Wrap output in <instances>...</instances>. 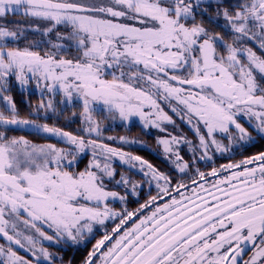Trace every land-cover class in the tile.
Returning a JSON list of instances; mask_svg holds the SVG:
<instances>
[{
	"label": "snow or ice",
	"instance_id": "snow-or-ice-1",
	"mask_svg": "<svg viewBox=\"0 0 264 264\" xmlns=\"http://www.w3.org/2000/svg\"><path fill=\"white\" fill-rule=\"evenodd\" d=\"M201 2L0 0V20L19 15L24 20L16 23L28 25L10 28L0 24V99L7 111H0V127L27 126L69 145L58 148L0 132V239L5 241L0 244V264H33V260L54 264L59 257L44 248L43 242H76L78 237L93 233L95 225L114 218L120 223L112 234L97 241L84 264H264V151L222 165L219 171L213 168L205 173L196 168L195 176L202 183L191 179L194 187L185 196L180 190H188L190 185L177 181L174 196L170 191L173 178L142 157L20 119L12 97L3 95L9 91V77L22 85L30 79L38 86L43 81L52 94L57 88L62 90L69 102L75 94L82 100L83 117L89 125L83 130L97 137L100 129L92 112L98 101L122 120L139 116L146 126L159 128L162 122L172 121L154 97L175 100L199 144L192 148L189 162L174 152L173 146L191 142L170 137L158 143L185 175L198 161H210V151L226 153L230 146L248 147L255 137L240 120L264 139V55L242 45L252 43L264 53V0H239L231 11L218 9L217 17L209 18L227 21L222 26L232 35L231 44L195 22L194 9H199ZM42 24L47 26L42 28ZM59 28L66 29V34ZM25 33L44 37L55 33L58 41L66 43L52 44V51L43 54L32 49L43 50L47 40L30 42L23 49L10 46L27 39ZM218 44L223 52L217 50ZM181 71L187 76L170 75ZM105 75L112 79H104ZM38 108L51 109L53 102L41 101ZM171 110L175 113L178 108ZM217 136L228 140L229 146ZM89 146L94 159L88 169L68 171L65 165L71 166ZM96 148L100 149L99 158ZM197 151L202 155L197 156ZM117 157L132 169L138 165L145 177L143 182L121 177L118 185L130 186L133 195H138L137 188L144 183L151 186L155 182L158 189L156 196L134 212H118L107 203L109 199L125 200L106 191L103 182L113 178L109 162ZM221 172L230 175L211 184L205 179ZM163 195L169 197L168 202L158 204ZM150 206V214L133 221ZM28 232L31 234L26 235ZM17 249H24L32 259L18 255ZM246 251L252 255L243 260Z\"/></svg>",
	"mask_w": 264,
	"mask_h": 264
},
{
	"label": "trees",
	"instance_id": "trees-1",
	"mask_svg": "<svg viewBox=\"0 0 264 264\" xmlns=\"http://www.w3.org/2000/svg\"><path fill=\"white\" fill-rule=\"evenodd\" d=\"M23 20L24 18L19 15L8 16L5 20H0V24H7L10 28L27 27L28 26L27 24L16 23ZM62 31H66V29L59 28V32L61 33ZM25 36L27 37V39L21 40L19 44L10 45V46L19 47L23 49L24 47H27L30 42L47 40L49 41V43L43 45V50L41 48L32 49L33 51H41V54H43L44 50L52 51L51 48L52 44L65 42V41H58L54 33H50L46 37L40 36L39 34L36 33H25ZM74 51L75 50L73 49V53ZM7 87L9 91L4 92L3 95L12 97L13 101L16 104L20 119L33 120L37 124H47L49 127H55L63 130L64 132L85 137L86 132L83 130L84 129L83 105L81 103H74L72 105H62L59 102L58 97H55L52 99V102L54 103L53 108L46 110L39 109L38 105H40L41 101L45 100L43 96L39 95V93L21 89L16 83V81H14L13 79L8 80ZM0 111H5V113L7 114L5 108V102L3 99H0ZM98 115H102V112L98 113ZM174 123H175L174 128L170 129L171 133L174 134L175 136L182 135L183 131L180 130L182 126L178 124L177 121H174ZM138 127H139L138 124L131 125L129 128L120 124L115 128L113 127L106 129L105 136L103 138H100L99 136L94 138V140H96L97 142L98 141L103 142L110 147L121 149L124 152H154V151H149L146 148V146L151 148H157L158 147L157 139H155L154 136H151L143 129L140 130V127L138 129ZM0 132H6V134L10 137L24 136L37 144H47L53 142L58 146L67 145L58 138L38 134L36 132H32L28 130H22L19 128L7 129L4 127H0ZM126 136L129 137L131 140L135 141V143L130 145L125 142H122L120 138L121 137L124 138ZM184 149H186V151L188 152H192L191 146L186 147ZM65 167L75 172L82 171L85 167V162L84 159H82L75 166H68V167L65 166ZM122 175L124 174L120 170L118 173L114 174L110 184L111 188H114L113 187L114 185L115 186L118 185L117 181L121 180ZM115 189L119 191L121 190L124 191L123 192L124 194L127 191V190H123L121 187H115ZM144 191L145 190H142L143 192V194L141 195L142 199L140 201H136L134 204H132L131 202L129 203L128 199H125L122 204L116 202L113 203L112 205L116 206L117 208H120L121 212H123L124 208L129 211L131 208L138 205L141 201H143L145 198L149 196V194L144 195ZM126 195L127 194H125V196ZM103 233L104 232H99L98 234H96V232L92 233L91 234L92 237L90 238V240L86 241V243L78 247H74L73 245L55 247V249H58L56 251V254H58L59 257L58 264H84L85 260L87 259L91 251L92 245H94V242L96 241V238L98 236L100 237ZM55 249L54 246L51 245V250H55Z\"/></svg>",
	"mask_w": 264,
	"mask_h": 264
},
{
	"label": "flooded vegetation",
	"instance_id": "flooded-vegetation-1",
	"mask_svg": "<svg viewBox=\"0 0 264 264\" xmlns=\"http://www.w3.org/2000/svg\"><path fill=\"white\" fill-rule=\"evenodd\" d=\"M239 2V0H220V2H217V0H202L201 2V6L199 9H194V11L196 12V19L195 22L198 24H203L204 27L208 28L212 33H216L219 34L220 36H222L224 38V41L226 43H233V37L232 35L229 33V31L226 29V27H223L222 25H226L227 21H224L223 18L221 17L218 21L213 22V20H210L209 18H216L217 17V10L218 9H222V8H228L229 11H231L232 6L237 4ZM204 10L207 11V14L204 13ZM242 47H251L253 48V50L257 53V55H264V53H261L259 51V49L256 47V45L252 44V43H245L244 45H242ZM217 50L219 52H223L224 49L218 44L217 45ZM194 55H199V53H194ZM241 59L243 60V58L241 57ZM187 74V72L185 71H181V72H174L171 73L172 75H178L181 77H184L183 75L179 74ZM193 91H195V89H193ZM156 100L162 105H166L165 103H167L165 100H163L162 96H156L155 97ZM174 107V105H172ZM177 113V114H176ZM178 113L182 116V118H180L178 115ZM103 114V112H102ZM170 116H172V119L174 121H177L178 124H180L182 127L180 128V130L183 131L182 135H177V137L180 140H185V141H189L191 142L189 143H182L181 146L179 147V155L180 157L183 158L184 161H189L191 162L193 157H192V152H188L186 151V147H196L199 144V140L197 135L194 133L192 127L187 123V117L185 115V113L183 111H180L178 109L177 112L173 113V111L171 110V112H169ZM178 117V118H177ZM241 124L244 125V127L248 128L249 132L255 137V143L251 144L248 147H244L241 146L239 148L235 147V146H230L231 150L230 152H226V153H214L212 151H210L208 153L209 156L212 157V159L210 161L207 160H203V161H198L197 163H195L194 165H192L189 169H187V175L180 173L178 169L175 168V164L173 163L174 161V157L168 153L162 152V149L160 148V144L158 143V141L160 140V138L164 135V134H169V133H163L164 131H162V128H152L147 130L146 128H144L143 126H141L140 123L138 122H132L131 124L128 125H124L125 127L129 128L131 125H135L138 124L140 127V130H144L147 133H149L151 136H154L155 139H157V148H151L146 146V148L149 151H154V152H128L130 155L132 156H140L142 157L144 160L148 161L150 164H152L155 168H157L160 172H163L165 174H167L168 176L173 178V184L170 187V191H172V189L175 188L176 182L177 181H183L184 183H187L190 185L188 190L185 189H181L180 191L184 193L185 196L190 195L191 191L193 189L194 186L191 185V179L195 178L197 179L198 184L202 183V181H199L198 178H196L195 176V169L198 168L201 172H205V173H210L211 170L213 168H216L218 171L221 169L222 165H227V164H232V163H237L240 160L244 159L246 156H252L255 154H258L259 152L264 151V139H261L259 136H257V134L255 132L252 131V129L249 127V125L247 123H245L244 120H240L239 121ZM120 123H116L114 128L119 126ZM163 125V124H162ZM166 124H164L163 128H174L173 126H165ZM138 127V129H139ZM113 128V127H112ZM119 129V128H118ZM203 130V129H202ZM163 134V135H162ZM128 140H131L129 137H124ZM226 141L227 146H229V141L224 139ZM197 156H201L202 153L201 152H196ZM116 166L119 167L117 169V172L122 171L124 175H122L121 177H124L126 179H129L133 182H143L145 180V177L142 176L138 170V165L136 170L128 167L125 164H121L120 162H116ZM146 171V169H145ZM115 173V174H116ZM230 175V173L228 172H221L220 175L218 177H210V176H206L205 179L209 181V184L211 183H215L216 179H223L225 176ZM209 184H204L205 188L209 187ZM115 187H121L123 190H128L125 192L126 197L125 199H128V202L134 204L136 201H140L141 195L143 194L142 190L144 191V195L149 194V196L147 198H145L143 201H141L138 205L134 206L133 208H131L129 211H135L136 209L140 208V205L144 204L146 201L149 200V198L151 196H156L158 193V189L155 187V182H153V184L151 186H149L148 184L144 183L142 187H138L137 188V193L138 195H133L130 192V186H125V185H117V186H113ZM122 191V190H121ZM124 192V191H122ZM172 195H176V193L174 191H172ZM177 199H179V196L176 197ZM169 197L166 195L162 196V199H159L157 201L158 204H162L165 202H168ZM119 204H122L120 202H118ZM115 209L119 212L120 209L117 208L116 206H114ZM125 210V208L123 209V211ZM152 207L150 206L148 209L143 210L142 213L138 214L136 217H133V221L138 222V220L140 218H143V216L150 214V212L152 211ZM120 223L119 218H117L115 221H110V223L106 226V230L105 231H96V234H98L99 232H104L100 237L98 236L96 238V241L94 242V245H92L91 251L93 250V247L96 245L97 241L103 239L105 234H112V230L116 227L117 224ZM132 221L129 222L128 226H131ZM92 237V235H88V237L85 238L84 243H86V241H89L90 238ZM107 243V242H106ZM81 244V245H82ZM72 245V244H70ZM74 246V245H73ZM75 247V246H74ZM78 247V246H77ZM90 251V252H91ZM252 255V251H246L245 255L242 257L243 260H247L249 259V257Z\"/></svg>",
	"mask_w": 264,
	"mask_h": 264
},
{
	"label": "rangeland",
	"instance_id": "rangeland-1",
	"mask_svg": "<svg viewBox=\"0 0 264 264\" xmlns=\"http://www.w3.org/2000/svg\"><path fill=\"white\" fill-rule=\"evenodd\" d=\"M42 28L43 27H46L47 25H40ZM61 34H66V31H62L61 32ZM54 35H55V33H54ZM56 36V35H55ZM60 43V42H59ZM61 43H65V42H61ZM179 74H181V75H183V76H187V74H182V73H179ZM104 79H107V80H111L112 79V76L111 75H105L104 77H103ZM11 79H13L14 81H16V83L18 84V86L21 88V89H24V90H27V91H33V92H37V93H39V95H41V96H43L44 97V102L46 103L48 100H52L53 98H55V97H58V99H59V102L62 104V105H72V104H74V103H81L82 104V100L80 99V98H78L75 94L73 95V98H72V100L69 102V101H67L66 100V98H65V95H64V93L62 92V90H60V89H58L57 88V90H56V92L54 93V94H52V93H50L45 87H44V82L42 81L41 82V84L38 86L37 85V83H36V80L35 79H30L29 81H28V83L27 84H24V85H22L15 77H9V80H11ZM155 98V97H154ZM156 99V98H155ZM162 101H164V99L162 100ZM167 103H165L166 105H164V104H160L158 101H157V103L159 104V106H160V109H162V111L164 112V113H166L167 114V116L168 117H170L171 118V123H169V122H162L161 124H160V127L159 128H162V131H164L163 133H169V134H162L163 136L160 138V140H164V139H170V137H176L178 140H180L177 136H175L174 134H172L171 133V131H170V128H163L164 127V124H166L167 126H173V125H175V123H174V120L172 119V116H170V114H169V112H171V109L172 108H178L179 109V106H178V104H177V102L175 101V100H171V101H166ZM53 105H54V103H53ZM83 105V104H82ZM172 105H174V107L172 106ZM96 110L95 111H93L92 112V119L93 120H95V121H97L98 122V124H99V129H100V138H103L104 136H105V130L106 129H108V128H112V127H114L115 126V124L116 123H120V124H124V125H128V124H131L132 122H138V123H140L141 124V126H143L144 128H146L147 130H149V129H152V128H157V127H155V126H153V125H145V122L143 121V120H141L140 119V117L139 116H132L131 118H129V119H127V120H122L120 117H119V115L118 114H115V113H113V114H109L108 112H107V109H106V106H104L101 102H96V104L93 106ZM145 111H149V109L148 108H145L144 109ZM101 112H103V114L102 115H98V113H101ZM184 112V111H183ZM174 113V112H173ZM185 113V112H184ZM177 114V113H176ZM185 115H186V113H185ZM177 116H179L180 118H182V116L178 113V115ZM186 117H187V115H186ZM187 119H188V117H187ZM83 120H84V117H83ZM163 124V125H162ZM165 125V126H166ZM176 125H177V123H176ZM87 127H89V125L85 122V120H84V129H86ZM204 130H202L201 129V132H203ZM73 135V134H72ZM74 136H77V135H74ZM20 137H24V136H20ZM97 137V135L96 134H92V135H88L87 133H86V135H85V137H83L86 141L87 140H93V141H96V140H94V138H96ZM112 137V136H111ZM25 139H27V140H29V141H31L30 139H28L27 137H24ZM217 139L218 140H220L221 141V143L223 144V145H225V146H227V144L228 143H226V141L224 140V138L222 137V136H217ZM124 140L125 141H128V142H132L133 140H128V139H126V138H124ZM31 142H33V141H31ZM35 143V142H34ZM96 143L97 144H103V145H106L105 143H103V142H97L96 141ZM47 144H55V143H53V142H50V143H47ZM67 144V143H66ZM127 144H130V145H132V144H134V143H127ZM181 144L182 143H180V144H178V145H175V146H173V151L174 152H179V147L181 146ZM56 145V144H55ZM58 148H65V149H67V148H69V145L67 144V145H65V146H58V145H56ZM106 146H108V145H106ZM109 148H114V147H110V146H108ZM160 148L162 149V152H164L163 151V146L160 144ZM114 149H118V148H114ZM119 151H121V152H123V153H127V154H129L128 152H124V151H122L121 149H118ZM95 153H96V158H99V156H100V149L99 148H96L95 150ZM197 152H199V151H197ZM68 159L69 160H71L72 159V157L71 156H69L68 157ZM82 159H84V162H85V167H84V169L82 170V171H85L86 169H88V167H89V164H90V162H92L93 161V159H94V156H93V150L91 149V146H89V148L88 149H86L83 153H81V154H79V155H77L76 157H75V160L73 161V163H72V165L71 166H75L79 161H81ZM116 162H120L121 164H125L123 161H121L118 157L117 158H113L109 163H110V166H111V168L113 169V171H114V174L117 172V169L119 168V167H117L116 166ZM100 163L103 165V163H105V161H103V160H101L100 161ZM125 165H127V164H125ZM65 166H67L68 167V165H65ZM128 166V165H127ZM129 167V166H128ZM67 169V168H66ZM68 171H71V170H69V169H67ZM91 170H93V171H95V169H91ZM134 170H136V169H134ZM72 172H74V173H78V172H81V171H72ZM98 175H99V173H98ZM111 181H112V178H104V185H105V190L106 191H111V192H116V193H118L120 196H124V197H126L125 196V194L122 192V191H119V190H117V189H115V188H111L110 187V184H111ZM128 191V190H127ZM116 202H120V203H123V202H121V201H119V200H113V199H109V201H107V203H108V206L110 207V208H112V209H114L115 211H117L116 209H115V207L112 205L113 203H116ZM120 209V208H119ZM119 212V211H118ZM117 218H114V219H109V220H106L105 222H104V224L103 225H95L94 226V230H93V233L94 232H96V231H98V230H100V231H105L106 230V226L110 223V221H115ZM39 226V225H38ZM20 230H23V228L21 227V229ZM44 232H46L48 235H52V232H50L47 228H43L42 229ZM31 233L30 232H28V233H26V235H30ZM92 234V233H91ZM91 234H86V235H84L83 237H78L77 238V241L76 242H71V241H68V242H64V241H60L59 243H56V244H53V243H51V242H43L42 243V246L44 247V248H46L50 253H54L57 257H58V254H56V251L58 250V249H55V247H60V246H66V245H70V244H72V245H74L75 247H77V246H81V244L84 242V240H85V238L86 237H88V235H91ZM5 243V241L3 240V239H0V244H4ZM51 245H53L54 246V249L55 250H51ZM38 247H39V245H38ZM17 252H18V255H20V256H22V257H25V258H27V259H32L31 257H29V256H27V255H25V254H23L22 252H20V251H18L17 250ZM58 261H59V259H56L55 260V262H54V264H58ZM33 264H36V261L35 260H33Z\"/></svg>",
	"mask_w": 264,
	"mask_h": 264
},
{
	"label": "water",
	"instance_id": "water-1",
	"mask_svg": "<svg viewBox=\"0 0 264 264\" xmlns=\"http://www.w3.org/2000/svg\"><path fill=\"white\" fill-rule=\"evenodd\" d=\"M170 75H172L171 73H170ZM19 129H22V130H28V131H32V132H35V131H33L31 128H29V127H27V126H25V127H23V128H19ZM19 251H21L23 254H25V255H27V256H29V257H31L24 249H18ZM32 258V257H31Z\"/></svg>",
	"mask_w": 264,
	"mask_h": 264
}]
</instances>
